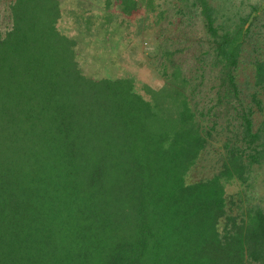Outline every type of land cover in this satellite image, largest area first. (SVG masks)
Returning <instances> with one entry per match:
<instances>
[{
    "label": "trees",
    "instance_id": "trees-1",
    "mask_svg": "<svg viewBox=\"0 0 264 264\" xmlns=\"http://www.w3.org/2000/svg\"><path fill=\"white\" fill-rule=\"evenodd\" d=\"M198 1L218 71L189 76L165 50V83L145 97L129 78L84 72L60 0H15L0 36V264H264V212L238 222L225 188L264 161V114L254 119L235 73L264 5L218 25ZM256 82L264 92V62ZM218 130L221 171L188 183Z\"/></svg>",
    "mask_w": 264,
    "mask_h": 264
},
{
    "label": "rangeland",
    "instance_id": "rangeland-1",
    "mask_svg": "<svg viewBox=\"0 0 264 264\" xmlns=\"http://www.w3.org/2000/svg\"><path fill=\"white\" fill-rule=\"evenodd\" d=\"M138 1L139 9L126 14L120 0H60L63 12L58 26L75 38L77 57L87 75L129 78L136 90L147 97L150 88L158 89L165 83L160 57L163 51L173 50L189 76H196L197 69L204 65L215 76L218 67L213 63V52L209 51L212 37L206 32L200 1L199 7L193 5L194 0ZM207 1L218 11L215 13L218 25L222 20L238 21L231 15L236 10L246 16L253 6L264 5V0ZM14 3L15 0H0V36L13 27ZM250 24L235 73L242 97L256 104L254 119L260 122L264 111L258 108L257 101L261 99L264 106V92L256 82V63L264 62V8ZM215 83V79L206 77L203 93ZM226 140V132L215 131L185 175L188 183L208 181L221 171L227 156ZM225 188L229 214L237 215L238 222L252 212H264V161L255 163L244 179H229ZM224 224L225 220L221 226Z\"/></svg>",
    "mask_w": 264,
    "mask_h": 264
}]
</instances>
